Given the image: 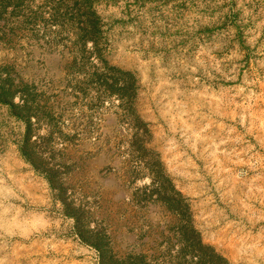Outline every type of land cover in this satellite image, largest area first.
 Returning <instances> with one entry per match:
<instances>
[{
    "label": "rangeland",
    "instance_id": "1",
    "mask_svg": "<svg viewBox=\"0 0 264 264\" xmlns=\"http://www.w3.org/2000/svg\"><path fill=\"white\" fill-rule=\"evenodd\" d=\"M0 264H264V0H0Z\"/></svg>",
    "mask_w": 264,
    "mask_h": 264
},
{
    "label": "trees",
    "instance_id": "2",
    "mask_svg": "<svg viewBox=\"0 0 264 264\" xmlns=\"http://www.w3.org/2000/svg\"><path fill=\"white\" fill-rule=\"evenodd\" d=\"M31 164L33 165L34 169H36V171H40V172L44 173L43 170H41V168H39V166L35 162L31 161ZM50 181L52 182V179Z\"/></svg>",
    "mask_w": 264,
    "mask_h": 264
}]
</instances>
